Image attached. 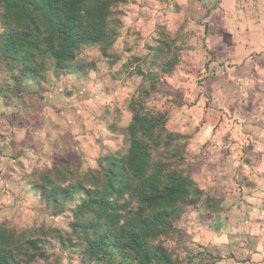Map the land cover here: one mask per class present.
<instances>
[{"label": "rangeland", "instance_id": "obj_1", "mask_svg": "<svg viewBox=\"0 0 264 264\" xmlns=\"http://www.w3.org/2000/svg\"><path fill=\"white\" fill-rule=\"evenodd\" d=\"M109 29L111 43L83 46L67 72L47 60L36 81L0 76V229L39 237L46 258L34 264H96L81 254L74 212L107 157L127 154L129 104L153 74L160 85L147 108L187 137L175 169L201 191L178 232L153 243L182 264H264L261 114L232 107L244 79L264 92V0H128L113 7ZM166 58L177 65L164 73ZM216 106L226 118L213 127L203 112ZM47 175L74 188L60 204L35 191Z\"/></svg>", "mask_w": 264, "mask_h": 264}, {"label": "trees", "instance_id": "obj_2", "mask_svg": "<svg viewBox=\"0 0 264 264\" xmlns=\"http://www.w3.org/2000/svg\"><path fill=\"white\" fill-rule=\"evenodd\" d=\"M127 1L0 0V76H9L14 85L36 81L47 60L53 61L57 75L67 72L83 46L111 43L113 7ZM172 59L166 58L158 68L170 72L177 65ZM138 74L144 81L145 74ZM149 75L147 91L143 85L129 104L127 154L107 157L108 165L99 172L102 181L94 182L97 185L74 212L73 230L81 239V254L96 264L118 258L124 260L122 264H182L153 242L178 232L176 222L200 200L201 191L192 177L175 169L185 158L179 154L187 137L167 129V113L147 108L160 85L158 77ZM53 180L45 176L35 191L47 203L60 204L74 188L60 187ZM40 243L39 237L18 239L0 229V264L45 259Z\"/></svg>", "mask_w": 264, "mask_h": 264}, {"label": "crops", "instance_id": "obj_3", "mask_svg": "<svg viewBox=\"0 0 264 264\" xmlns=\"http://www.w3.org/2000/svg\"><path fill=\"white\" fill-rule=\"evenodd\" d=\"M262 46H263V50H264V43ZM249 61H251V62L248 63ZM252 61L253 60H248L246 63V66L252 67L254 69L256 65L253 64ZM242 66H244V65H242ZM258 82H259V80L257 78L255 80L247 78V79H244L243 81H241V84H242V86L240 87L241 88L240 89V96L241 97L239 100L236 99L233 102L232 107L236 108L239 105L240 109H241V113L243 114V113H246L245 111H249V109L253 110L252 106H254V105L257 106V108H258L257 111L261 114V117H260L261 118V126H262L261 138H262V142L264 143V139H263V137H264V98L262 97L264 95V92L262 94L260 91H257V89L260 88V85ZM211 86H213V84ZM243 105L245 106L246 110H242ZM217 108L218 109L221 108L222 111H219ZM224 109L220 106H216L214 108L209 107L206 109V111L203 112V114L207 115L206 116L207 120L210 122V125H213V127H214V121L215 122L221 121V120L224 121V119L226 118V115L223 112ZM251 114H253V113H251Z\"/></svg>", "mask_w": 264, "mask_h": 264}]
</instances>
